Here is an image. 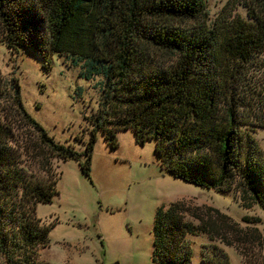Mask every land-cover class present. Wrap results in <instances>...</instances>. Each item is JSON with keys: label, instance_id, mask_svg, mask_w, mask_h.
<instances>
[{"label": "trees", "instance_id": "trees-1", "mask_svg": "<svg viewBox=\"0 0 264 264\" xmlns=\"http://www.w3.org/2000/svg\"><path fill=\"white\" fill-rule=\"evenodd\" d=\"M247 8V20L230 13L208 24L207 0H0V36L9 50L30 51L45 68L52 57H64L81 68L83 80L100 79L98 109L88 119L83 153L57 142L31 118L15 81L14 108L0 111V255L5 264H41L38 254L48 247L51 231L41 226L36 211L59 195L52 163L85 158L81 170L90 179L99 133L117 149L118 133L133 131L138 144L155 143L167 174L219 193L236 186L246 201L264 209L263 153L252 125L235 108L240 66L264 55V0ZM158 54L173 57L176 64L161 65ZM238 98L244 104L245 95ZM257 102L264 125V97ZM23 154L40 164L45 177L23 171ZM185 208L173 204L156 211L154 264H192L187 238L220 237L219 231H232L240 243H257L255 256L249 251L245 261L264 264V237L244 236L217 211L215 220L197 217L202 224L192 225ZM217 264L230 263L222 254Z\"/></svg>", "mask_w": 264, "mask_h": 264}, {"label": "rangeland", "instance_id": "rangeland-1", "mask_svg": "<svg viewBox=\"0 0 264 264\" xmlns=\"http://www.w3.org/2000/svg\"><path fill=\"white\" fill-rule=\"evenodd\" d=\"M253 1L207 0L208 24L230 13L247 20V5ZM21 52L9 50L0 36L1 113L14 108L12 90L16 81L31 118L57 142L83 153L91 130L88 119L98 109L100 95L95 85L100 79L83 80L81 68L64 57H52L45 68L37 55ZM157 56L163 66L176 64L173 57ZM237 87L236 112L252 125L264 163L263 112L257 102L264 97V55L240 66ZM242 93L244 104L238 98H243ZM117 139L119 148L111 149L103 135H97L90 179L81 170L85 158L81 162L53 161V170L60 179L59 195L51 204L38 205L36 211L41 226L51 231L48 247L38 254L41 264H154L155 214L158 208L167 209L173 204L186 206L185 220L192 225L202 224L197 217L215 220L217 211L238 225L244 236L264 237V209L246 201L239 188L219 193L184 183L161 170L153 141L142 146L133 131L120 132ZM22 162L29 176L45 177L40 164L28 155L23 154ZM247 218L254 222L245 223ZM219 233L220 237L200 233L187 238L193 248L192 264H217L222 254L230 264H246L247 253L258 251L257 243H240L232 231ZM5 263L0 255V264Z\"/></svg>", "mask_w": 264, "mask_h": 264}]
</instances>
